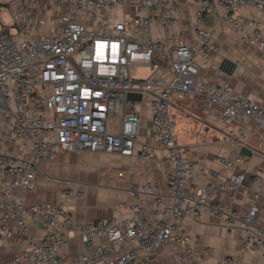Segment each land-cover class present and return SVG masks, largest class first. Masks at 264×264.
Returning <instances> with one entry per match:
<instances>
[{
	"label": "built area",
	"instance_id": "1",
	"mask_svg": "<svg viewBox=\"0 0 264 264\" xmlns=\"http://www.w3.org/2000/svg\"><path fill=\"white\" fill-rule=\"evenodd\" d=\"M192 30L200 51L214 52L213 34L206 27L210 16L222 19L245 45L264 51L261 17L264 0H195ZM124 0H0V116L12 136L28 148L25 154L12 155L0 149V235L15 222L28 247L9 264H159L151 257L170 243L186 244L182 220L201 222L206 215L217 219L223 228L239 224L243 250L264 257V224L257 222L264 206L256 201L263 179L255 178V203L248 211H238L215 201L216 193L226 190L234 195L242 188L245 176H231L224 183L213 182L187 190L194 165L188 149L181 146L175 133L170 108L175 98L200 97L208 107L218 106L223 115L230 143L245 146L246 127L253 122L264 130V108L256 100L243 98L228 84L211 85L198 77L195 52L190 45L169 39V48L161 40L142 42L134 34L144 35L152 26L165 32L177 23L178 0H137L145 16H133L129 22L110 24L109 14L123 6ZM252 10V15L240 9ZM58 11V31L46 35L49 19L45 13ZM5 16L8 21H5ZM91 17L95 25L82 21ZM81 18V19H80ZM134 33V34H132ZM157 54L170 68V78L151 76L132 78V70L141 65L153 70ZM129 94L150 99L151 134L156 149L166 153L169 167V202L153 195V208L130 207V217L77 223L62 204L25 206L19 192L30 191L35 172L59 154L75 152L103 153L152 162V148L135 146L140 125L138 102ZM117 120V131L109 129ZM234 124L237 127H232ZM0 130V145L3 141ZM242 155L230 160L214 158L226 169L241 164ZM156 185L132 186L130 192L154 193ZM17 192V193H16ZM79 186L61 193L65 201L81 194ZM168 216L172 222L159 220ZM32 224L47 228L38 238ZM78 238L83 253L63 255L61 249L71 238ZM202 259L186 249L175 261L189 263ZM221 264H237L224 258Z\"/></svg>",
	"mask_w": 264,
	"mask_h": 264
},
{
	"label": "crops",
	"instance_id": "2",
	"mask_svg": "<svg viewBox=\"0 0 264 264\" xmlns=\"http://www.w3.org/2000/svg\"><path fill=\"white\" fill-rule=\"evenodd\" d=\"M177 23L169 32L152 26L149 33L134 34L142 42L149 39L161 40L164 47L169 48V39L174 38L177 43L190 45L195 52V63L198 67V77L201 81L211 85L228 84L235 94L243 98L256 100L264 108V51L249 47L241 42L231 28L219 17L210 16L206 20V27L213 34L216 51H200L199 40L192 30L198 4L195 0H178ZM240 13L252 15V10L241 8ZM58 11L45 13L49 19L43 29L46 35L58 31ZM133 16H145L140 11L137 0H124L123 6L116 8L109 14L110 24L115 22L127 23ZM81 19V18H80ZM84 22L95 25L91 17L83 18ZM264 38V17L260 18ZM57 26V27H56ZM229 64L232 69L222 68ZM153 70L150 67L137 65L135 69H146L151 76L170 78L168 62L155 54L152 58ZM136 108L140 113L136 152L141 145L152 148L156 160L152 162L136 160L133 157L108 155L92 152H75L59 154L53 161L45 162L41 169L35 172V181L30 191L19 192L25 206L62 204L71 218L77 223H90L117 218L124 220L130 217V207L142 206L146 213L153 208V195L162 197L169 202V184L167 175L169 167L165 162L166 153L156 149L151 134L150 99L138 102ZM170 114L175 122V133L178 143L188 149V158L194 165L192 182L187 190L201 187L215 179L224 183L233 175L244 174L245 181L234 195L226 190L216 193L215 201L226 207L238 211H248L255 200L254 182L257 176L262 177L263 184L260 196L256 201L258 206H264V130L253 122L246 127L245 146L251 150L250 156L242 155L241 164L233 169H226L214 163V158L223 157L234 159L241 155L243 148L229 142L221 109L200 97L175 98L170 108ZM232 127H237L234 124ZM109 129L117 131V120H112ZM0 130L3 131V141L0 149L12 155L28 152V148L16 140L0 116ZM147 183L156 185L154 193L130 192L132 186L143 187ZM79 186L81 196L68 200L61 198L66 189ZM1 189V186H0ZM17 193V192H16ZM3 194L0 190V199ZM159 220L172 222L168 216ZM257 222L264 224V212L257 216ZM182 236L186 244L170 243L157 249L151 260L159 264H221L224 258H235L237 264H264V257L254 252L243 250L241 227L239 224L231 228H223L213 216H204L201 222L191 219L182 220ZM32 233L42 238L48 233L47 228L32 224ZM28 247L15 222H10L8 232L0 235V264H9L12 258ZM186 249L202 259L179 263L175 255ZM61 253L70 257H77L83 253L78 238H71L61 249Z\"/></svg>",
	"mask_w": 264,
	"mask_h": 264
},
{
	"label": "water",
	"instance_id": "3",
	"mask_svg": "<svg viewBox=\"0 0 264 264\" xmlns=\"http://www.w3.org/2000/svg\"><path fill=\"white\" fill-rule=\"evenodd\" d=\"M222 68L225 70V72L226 71H230L232 69V67L229 64H227V63L224 64ZM127 99L129 101H132V102H141V96L137 95V94H129L127 96ZM240 154L244 155V156H250L251 155V150L249 148H247L246 146H244L241 149Z\"/></svg>",
	"mask_w": 264,
	"mask_h": 264
},
{
	"label": "rangeland",
	"instance_id": "4",
	"mask_svg": "<svg viewBox=\"0 0 264 264\" xmlns=\"http://www.w3.org/2000/svg\"><path fill=\"white\" fill-rule=\"evenodd\" d=\"M5 21H8V18L5 16ZM150 74V72H148V70L146 69H135L132 73V78L133 79H140V78H145L146 76H148Z\"/></svg>",
	"mask_w": 264,
	"mask_h": 264
}]
</instances>
